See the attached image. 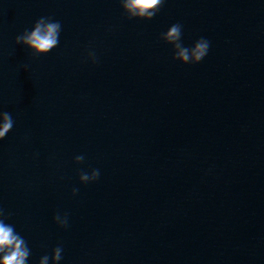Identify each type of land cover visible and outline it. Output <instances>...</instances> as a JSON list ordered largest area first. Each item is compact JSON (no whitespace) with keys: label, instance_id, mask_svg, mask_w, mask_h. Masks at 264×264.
Returning <instances> with one entry per match:
<instances>
[{"label":"water","instance_id":"water-1","mask_svg":"<svg viewBox=\"0 0 264 264\" xmlns=\"http://www.w3.org/2000/svg\"><path fill=\"white\" fill-rule=\"evenodd\" d=\"M41 16L61 32L34 55L15 37ZM173 23L209 41L200 62L172 58ZM0 110V208L28 264L57 245L59 264H264V0H165L150 20L0 0Z\"/></svg>","mask_w":264,"mask_h":264},{"label":"clouds","instance_id":"clouds-1","mask_svg":"<svg viewBox=\"0 0 264 264\" xmlns=\"http://www.w3.org/2000/svg\"><path fill=\"white\" fill-rule=\"evenodd\" d=\"M165 0H119L123 13L128 19L150 20L159 11ZM61 23L48 16H41L36 19L31 29H25L15 37V43L28 48L34 55L47 54L59 43ZM182 25L180 23L171 24L166 31L160 33V38L171 45L172 58L181 63H198L208 53L209 41L204 37H199L190 46H184L181 41ZM87 58L92 62L96 61L94 51L87 52ZM13 127V119L9 112L0 110V140ZM77 162L83 159L82 155L74 158ZM99 176L98 169H91L88 172L81 171L78 179L81 183L94 181ZM77 191L72 189L73 194ZM57 226L66 228L68 226L67 213H56L52 217ZM8 221V214L0 208V264H28L30 249L27 241L15 226ZM62 247L57 245L51 250V255L44 254L39 258L38 264H59L62 260Z\"/></svg>","mask_w":264,"mask_h":264}]
</instances>
